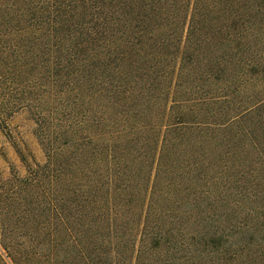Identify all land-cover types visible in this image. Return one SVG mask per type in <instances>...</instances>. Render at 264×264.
<instances>
[{"label": "trees", "instance_id": "1", "mask_svg": "<svg viewBox=\"0 0 264 264\" xmlns=\"http://www.w3.org/2000/svg\"><path fill=\"white\" fill-rule=\"evenodd\" d=\"M0 128V264H264V0H0Z\"/></svg>", "mask_w": 264, "mask_h": 264}, {"label": "rangeland", "instance_id": "2", "mask_svg": "<svg viewBox=\"0 0 264 264\" xmlns=\"http://www.w3.org/2000/svg\"><path fill=\"white\" fill-rule=\"evenodd\" d=\"M10 129L14 134L15 143L21 147L30 149L35 157L42 161L43 152L36 137V126L34 119L28 112H21L13 117L9 122ZM14 142L9 140L0 128V172L3 177L10 175L11 167L14 166L21 174L26 173V169L21 162Z\"/></svg>", "mask_w": 264, "mask_h": 264}]
</instances>
